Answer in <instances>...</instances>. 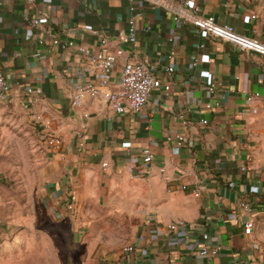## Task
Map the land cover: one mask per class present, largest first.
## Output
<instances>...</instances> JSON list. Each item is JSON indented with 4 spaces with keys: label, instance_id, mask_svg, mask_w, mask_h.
I'll return each instance as SVG.
<instances>
[{
    "label": "crops",
    "instance_id": "0c3cea01",
    "mask_svg": "<svg viewBox=\"0 0 264 264\" xmlns=\"http://www.w3.org/2000/svg\"><path fill=\"white\" fill-rule=\"evenodd\" d=\"M187 8L264 45V0H191ZM103 37L110 52L124 50L111 91L127 63L144 61L170 89L153 90L138 113L118 114L91 97L75 105L76 92L101 78L79 47L97 53ZM0 70L13 99L0 111L27 114L62 139L57 147L42 142L40 198L77 240L96 238L97 264H206L203 245L219 250L211 264H264L263 57L177 22L159 0H0ZM252 94L260 98L248 104ZM147 149L154 161L144 168ZM245 199L251 216L237 209ZM249 218L251 236L243 229ZM178 220L189 228L169 237L156 230ZM127 245L136 247L131 260L121 253Z\"/></svg>",
    "mask_w": 264,
    "mask_h": 264
},
{
    "label": "rangeland",
    "instance_id": "374dc122",
    "mask_svg": "<svg viewBox=\"0 0 264 264\" xmlns=\"http://www.w3.org/2000/svg\"><path fill=\"white\" fill-rule=\"evenodd\" d=\"M42 142L27 114L0 111V264H97L96 238L77 240L42 203Z\"/></svg>",
    "mask_w": 264,
    "mask_h": 264
},
{
    "label": "built area",
    "instance_id": "2783aa9c",
    "mask_svg": "<svg viewBox=\"0 0 264 264\" xmlns=\"http://www.w3.org/2000/svg\"><path fill=\"white\" fill-rule=\"evenodd\" d=\"M191 0H186L181 3H178L176 0H159V4L165 7L170 11L174 19L177 22L186 21L189 22L211 36L227 41L239 47L241 50L246 51L248 48L257 50L264 53V45L259 42L237 35L234 32V29L231 26H220L215 23L213 18H206L199 15L196 12L190 11L187 7L190 5ZM257 15H251L250 21L257 19ZM35 25H39L40 21L35 19L33 21ZM136 41V28L134 21H130L129 27V42L135 43ZM55 44H60L59 40L54 41ZM63 47H71L73 44L71 42L65 43ZM101 50L97 53L90 54L85 49L79 47V50L89 56L90 62L100 71L101 78L98 85L88 84L81 89H79L74 95V104L81 105L85 97H91L95 99H101L108 103V105L118 114H125L126 112L138 113L140 112L145 105L147 104L150 95L153 90L160 89L164 87L166 91L170 89V85H164L162 81L154 76L151 67L147 62H132L127 63L124 66L123 72L121 74L119 90L113 92L109 89V76L112 73V70L117 63L118 59L124 54L123 49L116 50L115 53L110 52L109 50V41L107 38L103 37L101 41ZM169 73L174 71L173 68H170ZM11 87L8 83L7 78L0 70V104H11L13 99L10 96ZM210 91H214V86L210 87ZM28 95H40V89H27ZM260 98L259 94H252L247 96L248 104H252L254 101ZM207 109H212V105H206ZM254 112H257L254 110ZM206 120H202V124H207ZM35 127H37L35 125ZM40 135L45 144L49 147H57L62 144V139L56 133L52 132L50 128L45 125L42 130H40ZM179 144L184 143V137H178ZM143 162L142 165L144 168H149L154 161V155L149 149L144 150L142 153ZM104 168L107 167V164L103 165ZM245 170V167L243 168ZM164 172V169L161 170ZM150 173V172H147ZM183 191H191L192 195L195 197L200 196V191L198 189H190L188 186L182 187ZM237 209L245 211L249 216L252 215L253 208L251 203L245 199L241 200L237 204ZM233 214H237V210L233 211ZM189 228L188 223L182 220L174 221L167 225L166 227H156V230L159 231L166 237L174 235L181 230H187ZM244 234L251 236L255 229V221L252 218H249L244 222ZM140 239L145 240V236L141 235ZM203 241H208L209 234L205 233L202 236ZM136 247L133 245H127L122 250V256L126 259L131 260ZM199 255L206 258L208 262L206 264H211V261L218 255V249H209L206 245L201 246L198 250Z\"/></svg>",
    "mask_w": 264,
    "mask_h": 264
},
{
    "label": "water",
    "instance_id": "95a60500",
    "mask_svg": "<svg viewBox=\"0 0 264 264\" xmlns=\"http://www.w3.org/2000/svg\"><path fill=\"white\" fill-rule=\"evenodd\" d=\"M238 48H239V47H238ZM246 52H247V53L254 54V55H258V56H261V57L264 58V53L259 52V51H257V50H254V49L248 48V49L246 50Z\"/></svg>",
    "mask_w": 264,
    "mask_h": 264
}]
</instances>
